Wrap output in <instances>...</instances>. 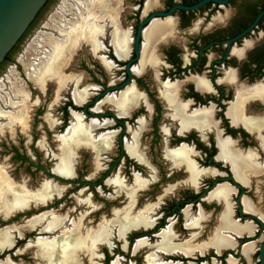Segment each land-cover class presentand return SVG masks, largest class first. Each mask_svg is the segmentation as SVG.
<instances>
[{
    "label": "flooded vegetation",
    "instance_id": "1",
    "mask_svg": "<svg viewBox=\"0 0 264 264\" xmlns=\"http://www.w3.org/2000/svg\"><path fill=\"white\" fill-rule=\"evenodd\" d=\"M55 1L0 64L1 72L48 13L40 27L49 33L32 35L33 47L0 78V170L12 186L3 196L45 183L62 193L7 217L0 203V234L10 233L11 243L0 264H40L36 240L74 223L108 235L80 264H146L149 256L159 264H261L264 0H208L198 8L207 0H116L113 21H95L102 28L96 50L81 44L66 64L43 73L45 40L63 44L59 33L88 0H60L53 10ZM153 24L168 29L146 44ZM115 31L128 41L120 55ZM3 115H14L13 123ZM76 118L94 124L91 146L75 151L71 177L62 178L54 170ZM125 210L142 224L121 241L114 221ZM42 213L46 221L28 229ZM53 216L58 231L41 235ZM138 241L145 245L135 250Z\"/></svg>",
    "mask_w": 264,
    "mask_h": 264
},
{
    "label": "bare ground",
    "instance_id": "2",
    "mask_svg": "<svg viewBox=\"0 0 264 264\" xmlns=\"http://www.w3.org/2000/svg\"><path fill=\"white\" fill-rule=\"evenodd\" d=\"M115 1L116 0H88L84 5L85 13L79 17L78 21L69 26L67 30L59 33L63 40V44L53 43L51 39L47 38L45 41L49 45L50 53L48 54L46 61L41 64L40 71L45 73L55 67L66 64V62L71 58L72 54L79 49L81 44H89L93 47V51H95L96 38L102 33V28L98 26L95 21L101 19H110L112 22V14L116 10ZM166 29H168L167 25H151V27L145 32V43H151L154 37H159L160 34H162ZM112 36V42L115 44V51H122L124 46L128 43L125 34H118L115 31ZM119 51L117 54L120 55ZM146 57L147 54L145 50L143 61L146 59ZM28 78H31V76L28 75ZM126 95L127 94H123L121 96L117 102L118 107H122L121 105L125 101L124 99L126 98ZM77 99L78 98L76 97V100ZM240 101L241 97L239 96L237 98V103H240ZM0 115L2 114L0 113ZM6 116L7 115H3V117ZM13 117L8 116L6 118H8L9 122L13 123ZM20 121L22 122L23 119L21 118ZM93 127V123L90 125H85L82 123L80 118H76V124L68 129L64 136L63 147L58 156L59 164L54 170L58 176L62 178L71 177V166L73 164L75 151L80 147L91 146L89 131ZM108 137V135L103 137L102 141L104 144H107ZM10 187L12 186H10L5 175L0 170V203L2 202L1 211L4 217L9 216L15 211L26 210L30 205H34L36 207L44 206L55 193H57V195L62 193V191L56 186L54 187L49 183H45L33 193H28L23 188H17L13 186V195L10 197L3 196V190ZM46 217V213H42L36 217H33L29 223L27 222V228L34 229L39 224H43L47 219ZM224 219H227L226 212L224 213ZM57 221L58 218H55L54 216L50 218L47 225L42 227L41 235H53L54 232L58 231L55 229L59 224V221ZM114 223L117 228L118 238L121 241H123L130 227H139L142 224L139 217L138 219L127 217L126 210L121 211L119 214L116 213ZM9 234L10 233L0 234V250L10 246L11 243ZM107 238L108 235L106 229L99 227L96 231H88L83 228L81 229L79 224L74 223L71 230L64 231L54 239H37L35 243L36 258L39 259L40 264H80L79 257L81 255L85 256L88 253H91L92 247L95 244L99 245L106 241ZM161 238L162 244H165L169 240L168 235L165 233L161 235ZM144 245V241H138L136 243L135 250H139ZM158 248L163 250V246ZM112 264H119V261L115 260L112 262ZM146 264L159 263H156L154 258L149 256L146 259Z\"/></svg>",
    "mask_w": 264,
    "mask_h": 264
},
{
    "label": "water",
    "instance_id": "3",
    "mask_svg": "<svg viewBox=\"0 0 264 264\" xmlns=\"http://www.w3.org/2000/svg\"><path fill=\"white\" fill-rule=\"evenodd\" d=\"M47 1L48 0H0V64L27 31L28 27ZM213 1L221 3V1L218 0ZM226 1L227 0L222 2L225 3ZM206 2H208V0L200 3L195 8L200 7ZM180 9L190 10L184 7ZM259 225L261 231H264V223L259 221ZM260 263L264 264V241L260 248Z\"/></svg>",
    "mask_w": 264,
    "mask_h": 264
},
{
    "label": "rangeland",
    "instance_id": "4",
    "mask_svg": "<svg viewBox=\"0 0 264 264\" xmlns=\"http://www.w3.org/2000/svg\"><path fill=\"white\" fill-rule=\"evenodd\" d=\"M59 2H61V1H60V0L55 1V5H53V7H52L53 10H54L57 6H59ZM50 12H52V11H50ZM53 12H55V11H53ZM46 18H48V13L43 17V19H42V23H41L40 25H43V23L46 22ZM40 25H39L38 27H36V29L34 30V32H35V31H37V32H35L34 34L32 33L31 36H32V35L35 36V34L38 33V38H39V37H40L41 35H43L44 33H49V31L45 30L44 28L41 29ZM31 36L28 37V38L23 42V44L20 46V48L18 49L16 55H14V57H13L12 63L8 64L3 70H1V72H0V78H2L3 75H6V74H7V70H8V68L13 66V64H14V60H15L16 58H18V55L21 56L22 53H24V51H29V48H30V47H33L32 44H31V38H32ZM38 38H37V39H38ZM36 42H37V40H36ZM28 58H29V57H28ZM28 58H27V59H28ZM28 62H29V59H28ZM28 62H25V63H28ZM34 236H37V235H34ZM26 262H28V261H26ZM119 264H121V263H119ZM123 264H129V263H123Z\"/></svg>",
    "mask_w": 264,
    "mask_h": 264
},
{
    "label": "trees",
    "instance_id": "5",
    "mask_svg": "<svg viewBox=\"0 0 264 264\" xmlns=\"http://www.w3.org/2000/svg\"><path fill=\"white\" fill-rule=\"evenodd\" d=\"M21 40V39H20ZM19 43V42H18ZM13 50V49H12ZM11 52V51H10Z\"/></svg>",
    "mask_w": 264,
    "mask_h": 264
}]
</instances>
